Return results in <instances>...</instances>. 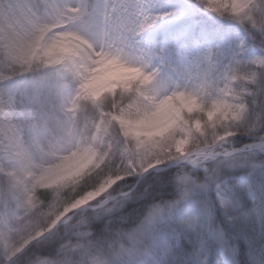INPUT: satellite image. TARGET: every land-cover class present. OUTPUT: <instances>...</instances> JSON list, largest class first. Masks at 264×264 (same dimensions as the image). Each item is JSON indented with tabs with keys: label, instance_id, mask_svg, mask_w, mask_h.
<instances>
[{
	"label": "snow or ice",
	"instance_id": "1",
	"mask_svg": "<svg viewBox=\"0 0 264 264\" xmlns=\"http://www.w3.org/2000/svg\"><path fill=\"white\" fill-rule=\"evenodd\" d=\"M15 6L0 264H264V0ZM101 59L137 75L92 92Z\"/></svg>",
	"mask_w": 264,
	"mask_h": 264
},
{
	"label": "rangeland",
	"instance_id": "2",
	"mask_svg": "<svg viewBox=\"0 0 264 264\" xmlns=\"http://www.w3.org/2000/svg\"><path fill=\"white\" fill-rule=\"evenodd\" d=\"M10 7L13 8L19 15L18 10L15 6V0H7L4 9L0 11V16L5 17V10ZM136 75L137 74L134 71L118 68L117 65L105 62L103 59H101L99 61V69L97 71V75L92 81H90L88 88L92 92H98L118 82H124L128 79L134 78L136 77ZM84 163L85 162L82 159H73L69 161L62 169L66 170V173L60 175L62 177L73 176L74 174L81 171V169L84 167ZM96 194L98 193H94L92 194V196Z\"/></svg>",
	"mask_w": 264,
	"mask_h": 264
},
{
	"label": "trees",
	"instance_id": "3",
	"mask_svg": "<svg viewBox=\"0 0 264 264\" xmlns=\"http://www.w3.org/2000/svg\"><path fill=\"white\" fill-rule=\"evenodd\" d=\"M8 19L15 20L17 18L16 14L13 12L8 13ZM121 68V67H120ZM131 80V79H130ZM127 81V80H126Z\"/></svg>",
	"mask_w": 264,
	"mask_h": 264
},
{
	"label": "bare ground",
	"instance_id": "4",
	"mask_svg": "<svg viewBox=\"0 0 264 264\" xmlns=\"http://www.w3.org/2000/svg\"><path fill=\"white\" fill-rule=\"evenodd\" d=\"M65 171H66V170H61V174L66 173Z\"/></svg>",
	"mask_w": 264,
	"mask_h": 264
}]
</instances>
